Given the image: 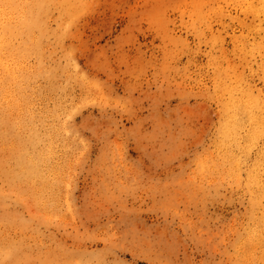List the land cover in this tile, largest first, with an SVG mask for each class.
I'll return each mask as SVG.
<instances>
[{
  "label": "rangeland",
  "instance_id": "374dc122",
  "mask_svg": "<svg viewBox=\"0 0 264 264\" xmlns=\"http://www.w3.org/2000/svg\"><path fill=\"white\" fill-rule=\"evenodd\" d=\"M0 264H264V0H0Z\"/></svg>",
  "mask_w": 264,
  "mask_h": 264
},
{
  "label": "bare ground",
  "instance_id": "6f19581e",
  "mask_svg": "<svg viewBox=\"0 0 264 264\" xmlns=\"http://www.w3.org/2000/svg\"><path fill=\"white\" fill-rule=\"evenodd\" d=\"M6 188V187H5Z\"/></svg>",
  "mask_w": 264,
  "mask_h": 264
}]
</instances>
